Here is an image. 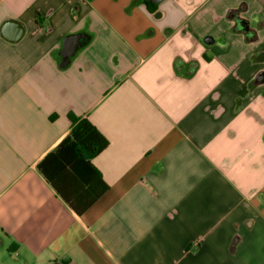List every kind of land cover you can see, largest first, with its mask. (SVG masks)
I'll list each match as a JSON object with an SVG mask.
<instances>
[{"label":"crops","instance_id":"0c3cea01","mask_svg":"<svg viewBox=\"0 0 264 264\" xmlns=\"http://www.w3.org/2000/svg\"><path fill=\"white\" fill-rule=\"evenodd\" d=\"M151 4L0 0V236L14 264H264V0ZM70 116L108 141L91 160L107 189L81 214L37 167Z\"/></svg>","mask_w":264,"mask_h":264},{"label":"trees","instance_id":"16d2710c","mask_svg":"<svg viewBox=\"0 0 264 264\" xmlns=\"http://www.w3.org/2000/svg\"><path fill=\"white\" fill-rule=\"evenodd\" d=\"M150 6L156 8L154 4ZM233 13L229 12L228 16ZM175 69L180 70L177 64ZM70 121L69 134L37 167L62 199L81 214L107 189L91 160L106 148L108 141L87 118L70 116ZM95 186L99 190L95 191Z\"/></svg>","mask_w":264,"mask_h":264},{"label":"water","instance_id":"95a60500","mask_svg":"<svg viewBox=\"0 0 264 264\" xmlns=\"http://www.w3.org/2000/svg\"><path fill=\"white\" fill-rule=\"evenodd\" d=\"M154 4H159L163 0H148ZM24 29L22 25L16 23V22H5L2 26V34L5 37V39L11 41V42H17L20 40L23 36ZM85 38L84 34L78 33V34H71L66 36L62 41V47L59 52L61 61L59 63L60 68H65L70 62V59L74 56V54L77 52L79 47L83 43V39ZM257 82H263L264 81V73H259L256 76Z\"/></svg>","mask_w":264,"mask_h":264},{"label":"rangeland","instance_id":"374dc122","mask_svg":"<svg viewBox=\"0 0 264 264\" xmlns=\"http://www.w3.org/2000/svg\"><path fill=\"white\" fill-rule=\"evenodd\" d=\"M1 241L4 242L5 240L3 237L0 236V264H14L15 260L17 259L12 256V259L8 260V257L12 254L7 250L5 242L1 244Z\"/></svg>","mask_w":264,"mask_h":264},{"label":"clouds","instance_id":"9594fccd","mask_svg":"<svg viewBox=\"0 0 264 264\" xmlns=\"http://www.w3.org/2000/svg\"><path fill=\"white\" fill-rule=\"evenodd\" d=\"M179 43H180V45H182L185 48L191 47V44L187 40H181V41H179ZM203 51H204V49L202 47L198 48V50L195 53H193V55L199 56Z\"/></svg>","mask_w":264,"mask_h":264}]
</instances>
